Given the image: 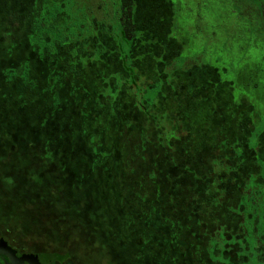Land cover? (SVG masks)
<instances>
[{
	"label": "rangeland",
	"instance_id": "1",
	"mask_svg": "<svg viewBox=\"0 0 264 264\" xmlns=\"http://www.w3.org/2000/svg\"><path fill=\"white\" fill-rule=\"evenodd\" d=\"M44 1L0 0V67L30 64L36 92L42 95L25 104L24 121L31 126L38 125L49 111L50 74H60L54 92L64 103L49 125L65 121L69 127L56 128L53 133L62 142L51 153L55 163H46L42 151L34 148L0 157V182L4 187L19 188L20 194L14 191L13 195L20 196H13L12 204L16 212L21 211L20 219L27 218L26 208L37 204L52 203L57 210L70 209V214L60 220L62 224L53 226L60 232L53 240L24 229L6 238L26 249L38 248L40 241L60 252L71 249V259L63 264H209L205 253L199 262L191 257L199 243L191 237L200 228L194 219L203 218V230L220 224L219 232L230 235L225 238L228 244L232 239V244L237 237L229 228L237 229L238 216L246 214L253 237L260 223L253 217L257 214L246 202L249 200L243 202V193L264 176V164L259 172L250 174L256 165L253 150L245 143L249 132L264 130L262 125L251 131L253 124L264 119V34L258 31L264 29V0H135L133 14L134 0H122L128 7L122 20L132 23L134 18L138 24L131 51L137 67L134 78L143 81L139 91L154 116L138 108L135 94L124 82L114 99L103 94L108 86L116 90L115 75H128L105 31L101 41L110 49H94L95 41L87 40V48L80 49L83 63L79 65H69L71 46L60 48L53 57L40 56L29 35ZM74 1L76 8L103 20V4L110 16L114 0ZM43 11L47 12L46 5ZM79 20L83 21L81 16ZM133 27L127 25L128 37ZM8 41L7 51L14 49L11 54L3 48ZM179 54L205 56L211 64L202 61L205 65L185 70L171 65L167 70L166 64ZM21 87L18 84L13 89L24 90ZM149 92H157L156 101ZM50 126L44 129L45 135L51 133ZM83 127L87 134L82 133ZM91 135L102 143L105 157L90 150L87 140ZM143 137L151 140L146 143ZM258 145L264 159V133L259 135ZM160 150L165 158L159 161ZM130 165L136 175L159 170L150 189L170 209L174 199L175 215L185 225L179 241L160 240L151 248L141 247L128 193ZM31 191L37 199L29 198ZM196 193L201 207L194 201L192 194ZM197 208L200 213L195 212ZM207 236L200 242L204 249L213 240Z\"/></svg>",
	"mask_w": 264,
	"mask_h": 264
},
{
	"label": "trees",
	"instance_id": "2",
	"mask_svg": "<svg viewBox=\"0 0 264 264\" xmlns=\"http://www.w3.org/2000/svg\"><path fill=\"white\" fill-rule=\"evenodd\" d=\"M45 5L47 12L43 11ZM80 16L83 21L79 20ZM118 17L117 15L111 19L113 26L107 28L105 33L114 41L113 47L111 48L123 62V66L128 71V75L122 77V73L124 72L115 75L116 90L113 91L111 86H108L103 94L114 99V96L120 89L121 83L124 82L135 94L138 108L154 116L152 110L151 112L147 111V105L139 91L140 84L143 81L140 82V80H135L134 78L137 67L135 64L136 60L131 55V51L133 45L136 44H133L136 33H131L130 37H128L122 24L123 22ZM80 22H84L85 26ZM30 25L32 32L29 35V41L38 50L41 57H53L59 52L60 48L64 46H71L73 48L72 57L69 58L70 67L79 65L81 62L83 63V58L79 56V53L81 48H87V40L95 41V44H93L95 45L94 49L98 48L96 46L110 49L107 44L101 41L104 40V37L101 36V33L104 31L102 30L101 20L95 19L93 16L89 15L82 7L76 8L74 0H45L41 12ZM89 36L91 37L89 38ZM73 42L76 43L70 44ZM7 44H9V41L5 43L3 48L6 53L11 54L14 49L7 51ZM106 51L108 52V50ZM73 59H75L74 62L72 61ZM27 62L22 63L19 67H13L8 64L1 65L0 67V157L7 154H18V152L24 151L25 149L34 148L42 151L41 158L45 159L46 163H55V160L51 159V153L56 150V148L62 147V142L60 141L61 137H56L53 133H55L56 128L65 130L69 127L65 121H60V125H49L56 112L62 110L61 105L64 103V100L60 98L59 94L54 92L56 83L60 79V74H50L47 88L50 89L52 93L50 100L51 105L48 113L42 117L38 125H28L24 121L27 111L25 104L28 99L37 100L40 99L42 95L36 92L35 82L31 76V67L30 64H26ZM185 64L186 61L183 57H177L174 58L171 63L169 62L166 64V67L167 70H170L172 65L173 68L177 67L178 70H185L187 69L185 67L194 65L191 62H189L188 65ZM18 84L22 86L21 88L24 90L13 89V86H18ZM74 88L77 89V87ZM74 88L72 90L73 94H75ZM83 91H87V89ZM149 94L152 95V98L156 101L158 97L157 92H149ZM161 95L162 93L159 96ZM101 104L102 103L99 105ZM82 113L85 116L87 115L84 111H82ZM47 126L51 127L50 131L55 137L51 135V133L47 135L44 134V129H46ZM82 133L87 134V129L83 127ZM143 139L146 143L151 140V138L147 139L144 137ZM87 141L94 155H99L101 157L106 156L107 153L101 148L102 143L96 135H91ZM140 149L145 150L143 147ZM163 156L165 158V154L160 150L157 157L159 161L162 160L160 158ZM49 158L51 160H49ZM166 161H170L167 156ZM179 162L180 160L174 164ZM134 168V165H130L127 170L131 179L128 193L133 202V219L137 224V229L135 230L136 232L138 231L137 237L140 240L141 247L151 248L160 240L172 241V239H174L175 241H179L181 238L180 233L185 228V225L182 220L175 215L177 213V206L173 203L174 199L170 201L171 206L173 205V208L170 209L165 202L160 201L157 194L153 197L154 193H152L150 189L152 180H158L160 176L159 170L157 172L154 168L151 172L147 173V175H136ZM184 173H186V171L183 169V174ZM2 179L5 180L6 178ZM179 179H181V184L183 179L180 177ZM14 189L15 187H4L0 182V203L2 204V208H0V231L8 230L13 232L24 229L29 233L32 232L31 234L36 236H46L48 240L59 237L60 232L53 229V226H55L56 223L59 225L62 224L60 220L67 218L70 214V209L57 210L52 203L44 205L37 204L36 206H29L26 208L24 211L28 214L27 218L20 219L19 216L21 215V211L16 212L14 210V204H12V201L15 200L13 196H20L13 195L15 194L14 191H16V194L19 193L17 191L19 188L16 190ZM31 192L28 194L30 196L29 198L37 199L38 195H36V192H33L35 196ZM128 193L126 192V194ZM192 195L194 201L199 202L201 207L202 202L197 199L198 193ZM47 197L51 201L50 196ZM241 197L242 193L240 194V198ZM243 198V202L249 200L246 202H248L251 208L255 209L257 214L253 217L260 223L258 225L259 228L256 226L257 232L255 235L253 237L251 236L247 226L249 218L245 216L246 214L238 216L240 220L237 229L229 228L230 232L236 234L237 237V241L232 244V239L229 244L226 241L227 237L231 238L230 235L227 234L226 237L219 232L220 224L216 225L213 230H203V218H196L194 222L200 224V228L199 230H194L191 237L193 240L196 239L199 243L194 245V249L191 250V257L197 262L200 261L201 255L205 253L209 264H264V184L252 182L245 188ZM195 212L200 213L199 208H197ZM191 213L190 219L193 218L194 212ZM48 227L52 228L49 229ZM157 229H159V231H157ZM150 230L153 231L149 232ZM205 232L210 233L207 236ZM206 236L209 238H207L208 240L213 237V240L210 248L204 249L200 246V242L202 241V237L206 239ZM221 242L224 243V246ZM225 243H227L226 247ZM217 244L221 246L219 249L216 248ZM190 247H192V242ZM55 255H58V253L55 252ZM60 259H63V255L60 256Z\"/></svg>",
	"mask_w": 264,
	"mask_h": 264
},
{
	"label": "flooded vegetation",
	"instance_id": "3",
	"mask_svg": "<svg viewBox=\"0 0 264 264\" xmlns=\"http://www.w3.org/2000/svg\"><path fill=\"white\" fill-rule=\"evenodd\" d=\"M127 8H128L127 5H125L122 0H114L112 3V8L110 10L111 11L110 16H108L109 11H107V7H105V3H104L102 9L106 13L105 14L106 16H105V18H103V20H101L102 30L105 31V30H107V28H110L113 26L112 25L113 23H111V19L114 16L118 15L119 16L118 18H120L122 20V12L126 11ZM135 11H136V1L134 0L131 3V13L133 14V12H135ZM131 20H132V23L125 21V19L122 20V22H123L122 24L125 28V32H126L127 25L132 24V26H134V27L131 30H133V33H136L138 31L137 30L138 24L134 18H132ZM134 29H135V31H134ZM258 31L264 34V29L262 27ZM134 43L135 42H133V44ZM188 56L179 54L175 58L183 57L186 61L185 65H188L189 62L193 63L194 65H200V64L205 65L204 63H202V61H205L206 64H211L208 61V59H206L205 56H202L201 58H199L198 54H196V57H194V58H190ZM171 62L172 61H170V63ZM185 68H187V67H185ZM262 125H264V119H260L259 122L256 123V125L253 124L251 131L254 130L255 127L259 128ZM249 133H250L249 134L250 137L248 139L249 141L248 142L246 141L245 144H247L248 147H251V149L253 150V153H254L256 170L254 172L253 171L250 172V174L252 173L254 175L255 173L259 172V167L261 166V164H264V159L261 157V149H260L261 144H260V146L258 145V137H259V135H261V133L262 134L264 133V130L258 134L257 133H251V132H249ZM178 136L179 135L177 134V137ZM182 137L184 139V136H182ZM231 155H233V154L231 153ZM259 175H257V176H259ZM257 176H256V178H257ZM251 178H254V176L251 175ZM256 182L258 184H260V183L264 184V176H262L260 179H257ZM9 233H11V232L8 230L0 231V243H1V240H3V242L0 244V264H55V263L63 264L67 260L71 259V257H72L71 249H66V251L60 252V251L56 250L55 247H53V246H52V248L47 247L41 241L37 243V245L39 247L36 249H26V248L19 247L16 244L12 243L8 238H6V237H8L7 235H9ZM66 247H68V246H66ZM55 252L58 253V255H55ZM28 254H30V255L41 254L43 259L40 262H38V260H36L35 258L31 259L28 256ZM62 255H63V259H60V256H62Z\"/></svg>",
	"mask_w": 264,
	"mask_h": 264
},
{
	"label": "water",
	"instance_id": "4",
	"mask_svg": "<svg viewBox=\"0 0 264 264\" xmlns=\"http://www.w3.org/2000/svg\"><path fill=\"white\" fill-rule=\"evenodd\" d=\"M3 242V240H1V243ZM0 243V244H1ZM28 256L32 259V258H35L36 260H38V262H40L43 258H42V256H41V254H38V255H30V254H28Z\"/></svg>",
	"mask_w": 264,
	"mask_h": 264
}]
</instances>
